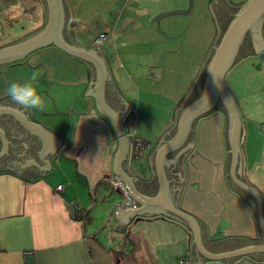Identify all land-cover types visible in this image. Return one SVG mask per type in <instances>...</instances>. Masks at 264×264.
Masks as SVG:
<instances>
[{"label": "crops", "instance_id": "crops-1", "mask_svg": "<svg viewBox=\"0 0 264 264\" xmlns=\"http://www.w3.org/2000/svg\"><path fill=\"white\" fill-rule=\"evenodd\" d=\"M72 1L73 11L63 0L70 41L102 54L108 70L103 93L106 107L114 114L130 113L127 137L139 138L151 147L172 113L178 115L200 93L212 44L217 42L210 27L211 23L216 26L214 19L181 31L162 17L157 23L162 22L164 28L158 30L154 19L149 20L156 11L148 0H128L121 5L117 0H102L99 6L95 0ZM213 4L208 0L212 17ZM84 9L104 15L111 11L107 24L85 39L75 28ZM46 19L45 0H0V38L21 20L46 23ZM99 33H107L108 38L95 46ZM221 34L219 30L218 36ZM247 61L240 63L242 72L230 83L242 116L240 176L264 201V81L247 76ZM33 73L38 76L34 86L45 98L46 108L29 110L62 135V146L42 158L50 169H40L46 165L38 153L42 140L15 117L0 114V129L8 141L6 153L0 156V264H28V255L33 264H179L187 253L192 264L195 247L190 230L169 215L159 212L139 220L131 218L123 231L115 229L116 204L121 200L106 186L114 177L112 160L119 144L112 123L93 101L95 69L54 46L45 47L0 67V106L24 110L5 90L10 81L23 82ZM192 80L185 100L176 107ZM88 87L92 95L85 96ZM55 109L69 114L57 115ZM174 132L175 126L169 134ZM127 144V161H120L126 175L131 153ZM190 144L193 147L179 154L175 165H165L169 202L198 221L203 245L210 252L264 242L253 199L229 179L228 118L221 106L197 121L180 151ZM2 146L0 140V151ZM150 147L141 150L138 161L133 160L139 174L146 171L144 158ZM25 160L39 167L20 168ZM157 183L154 175L156 190ZM58 186L63 189L57 191ZM202 264H264V254Z\"/></svg>", "mask_w": 264, "mask_h": 264}, {"label": "water", "instance_id": "water-1", "mask_svg": "<svg viewBox=\"0 0 264 264\" xmlns=\"http://www.w3.org/2000/svg\"><path fill=\"white\" fill-rule=\"evenodd\" d=\"M45 2L47 6V19L44 27L29 37L6 46H1L0 67L20 61L45 47L54 46L68 57L88 65L89 68L92 66L95 69V95L91 94L90 87H88L84 95L94 96L93 101L98 111L112 123L119 144L112 160L113 175L123 182L129 197L134 201L133 206L127 207L124 205V195L121 191L115 189L121 200L116 204L117 209L114 216L118 220V226L115 229L123 231L124 225L131 218L132 220H139L146 217V215L162 212L164 213L163 215H169L189 228L195 247L192 264H202L207 260L223 261L252 254H264V242L237 249L233 248V250L221 253L208 251L203 245L201 227L198 221L192 215L178 208L174 203L169 202L167 193L168 182L164 172L165 165L166 167L171 163L175 165L177 156L185 149L193 147V144H190L180 151L188 136V131L196 125L203 115L213 110L214 104L219 101L221 108L225 111L228 118L229 179L235 187L253 199L257 224L262 241H264V201H262L260 194L253 187L245 183L240 176L242 168L240 156L242 116L238 104L226 83V74L235 64L239 48L248 33L253 36L254 48V52L250 54L249 60L257 59L264 63V42L260 38V27L262 21H264V0H245L240 3V9L233 16L225 31L219 36L218 29L215 26L214 41L217 38V42L214 45L212 44V56L206 67L200 93L178 115L175 111L172 113L170 122L159 133L156 141L144 158L146 166L144 174L137 173L132 166L134 160L132 140L127 137L130 113L126 111L114 114L104 103L103 93L108 81V70L102 54L97 51L98 49H86L70 41L65 30L67 19L63 0H45ZM176 13L185 12L164 13L156 17L154 21L158 22L162 17ZM193 80L187 87L181 100L176 104V107H179L181 102L185 100L187 93L191 89ZM127 107L124 108V111ZM0 114L15 117L24 128L42 140L43 147L41 152L38 153L40 160L46 165L39 167L32 160H25V164L20 168L24 169L25 166L33 164L42 170H49L48 162L42 160V158L49 150H56V152L60 150L63 140L62 135L38 121L29 109L18 110L17 108L0 106ZM55 114L67 116L69 113L55 109ZM174 126L175 132L171 135L169 131ZM0 140L3 144L0 151L1 156V154L6 153L8 148V141L2 129H0ZM128 142L131 145V153L128 158L130 173L126 175L120 168V161L124 158ZM176 153L178 154L173 159H169L171 155H175ZM124 159L127 161V157ZM175 174L179 177V173ZM154 175H156L158 181L157 190L153 185ZM179 179L183 180L180 177ZM172 180L174 184V179ZM27 261L28 264H33L32 255L27 256Z\"/></svg>", "mask_w": 264, "mask_h": 264}, {"label": "rangeland", "instance_id": "rangeland-1", "mask_svg": "<svg viewBox=\"0 0 264 264\" xmlns=\"http://www.w3.org/2000/svg\"><path fill=\"white\" fill-rule=\"evenodd\" d=\"M95 1H97L98 6L100 5V3H102V0H95ZM124 1H128V0H117L116 3L121 5L124 3ZM148 1L149 2H147V4L152 8V10L158 12V13L156 12L152 13L151 17L149 18L150 21H153V19L164 13H170L175 11L185 12V13L170 14L162 18V21H166V20L170 21L169 26L174 30L179 29L181 31H186L189 28L198 27L199 25H201V23L204 22L206 24H210V22L213 20V17L210 16L208 12V7H207L208 0H193L192 2L191 0H148ZM244 1L245 0H229L231 4H237V3L239 4ZM67 2L70 10L72 11L75 10L74 2L72 0H67ZM97 8L94 6V10H97ZM110 16H111V11L109 10L106 11L104 15V14H96L95 11L92 12L84 9L82 14L80 15L81 19L78 22L77 27L75 28L81 32L82 36H85L84 37L85 39L86 37L90 36L92 33L101 30V28H103V26L107 24V21ZM232 18L233 17L228 19V21H226L225 24L223 23L222 27L220 28V33H223L225 31L227 25L232 20ZM44 25L45 23L42 22L41 23L34 21L27 22L21 20L19 23H16L14 24V26H12L13 28L11 29L10 32L6 33L3 38H0V47L15 43L21 39L29 37L35 34L36 32H38L40 29H42ZM154 25L158 28V30H162V28H164L162 22L160 23L154 22ZM210 27L212 29L214 36L215 27L213 26L212 23L210 24ZM68 29H70L69 20L67 21L66 31ZM88 39H90V37ZM240 63H242V61L235 62V64L226 74V83L229 89L231 88L230 83H232L234 79L240 76L242 72V70H240V68L242 67ZM246 63H247L246 67L249 70L247 76H249V78L255 76L254 78L264 81V63L258 61L257 59H251ZM242 64L244 65V63ZM244 73L245 71H243V74ZM140 152L141 151H139V153ZM136 161H138V159ZM106 190H110L112 194L118 195L115 189H113L111 186H106Z\"/></svg>", "mask_w": 264, "mask_h": 264}, {"label": "flooded vegetation", "instance_id": "flooded-vegetation-1", "mask_svg": "<svg viewBox=\"0 0 264 264\" xmlns=\"http://www.w3.org/2000/svg\"><path fill=\"white\" fill-rule=\"evenodd\" d=\"M213 1H214V4L212 6L213 7V10H212L213 19H214V23H215V25L219 31L220 28L222 27L223 23L225 24L226 21H228V19L233 17L236 14V12L240 9L241 5L240 4L232 5L228 0H213ZM66 33H67V31H66ZM67 36H66V38H67ZM252 38H253L252 34L248 33L246 35V37L244 38V40H243V42L239 48L235 62L243 61V60L250 58L249 57L250 54H252L254 52L253 41H252L253 39ZM260 38H261L262 42H264V21H262L261 27H260ZM218 106H221V103L219 101H217L214 104L213 109L217 108ZM30 150H32V146L30 147Z\"/></svg>", "mask_w": 264, "mask_h": 264}, {"label": "clouds", "instance_id": "clouds-1", "mask_svg": "<svg viewBox=\"0 0 264 264\" xmlns=\"http://www.w3.org/2000/svg\"><path fill=\"white\" fill-rule=\"evenodd\" d=\"M38 79L36 73H33L23 82L10 81L5 92L6 95L15 104L22 109H34L43 111L46 108L45 98L37 91L34 82Z\"/></svg>", "mask_w": 264, "mask_h": 264}, {"label": "built area", "instance_id": "built-area-1", "mask_svg": "<svg viewBox=\"0 0 264 264\" xmlns=\"http://www.w3.org/2000/svg\"><path fill=\"white\" fill-rule=\"evenodd\" d=\"M108 38L107 33H99L96 35L93 44L95 46H100L102 43ZM150 146L149 144L145 143L139 138H134L132 140V148H133V158L137 159L139 157V151L143 149H148ZM109 185L113 189H117L121 191V193L124 195V205L127 207H131L134 205V201L129 197L126 186L123 184V182L118 177H110L109 178ZM57 191H61L63 189L62 186H58ZM179 264H191V256L190 253H187L184 257H181L178 260Z\"/></svg>", "mask_w": 264, "mask_h": 264}]
</instances>
